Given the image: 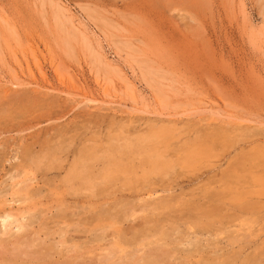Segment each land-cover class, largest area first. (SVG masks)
Here are the masks:
<instances>
[{"label":"rangeland","instance_id":"obj_1","mask_svg":"<svg viewBox=\"0 0 264 264\" xmlns=\"http://www.w3.org/2000/svg\"><path fill=\"white\" fill-rule=\"evenodd\" d=\"M0 264H264V0H0Z\"/></svg>","mask_w":264,"mask_h":264},{"label":"bare ground","instance_id":"obj_2","mask_svg":"<svg viewBox=\"0 0 264 264\" xmlns=\"http://www.w3.org/2000/svg\"><path fill=\"white\" fill-rule=\"evenodd\" d=\"M27 65V64H26ZM65 81H66V79H64ZM63 80V83L64 84H66V82L69 80V79H67V81L65 82ZM60 81V80H59ZM68 84H69V82H68ZM72 85H74L73 83H72ZM70 86V85H69ZM72 87V90L74 89V88H76V87H78V86H75V87H73V86H71ZM107 90V89H106ZM106 92V91H105ZM109 96V95H108ZM156 128H158V127H156ZM149 129H150V127H149ZM173 132V131H172ZM143 135V134H142ZM174 136V135H173ZM139 137V136H138ZM125 138H126V136H125ZM131 138V137H130ZM140 138V137H139ZM124 139V138H123ZM122 139V140H123ZM133 139V138H132ZM172 139H173V137H172ZM111 140V139H110ZM118 140V139H117ZM137 140V139H136ZM112 141H113V138H112ZM118 142V141H117ZM136 142V141H135ZM134 142V143H135ZM140 142L142 143H144V142H147L148 144H149V148L148 149H150V152H149V154L151 153V158L153 159H151L152 161V166H151V164H150V166L153 168V169H150L151 170V172H149V173H144L142 176L144 177V178H146V179H148L151 175H156L155 173H156V170L158 169V168H160V170L162 171V170H168L169 169V165H168V161H165V160H163V158H164V154H166L165 152L170 148V145H169V135H168V133L166 132V131H164V130H152L149 134H147L145 137H143L141 140H140ZM139 142V143H140ZM111 143H113V142H111ZM127 144V143H126ZM129 144V143H128ZM193 146H194V143L192 144ZM191 145V146H192ZM196 145V144H195ZM119 146V145H118ZM129 146H132V144L130 143V145ZM142 146V145H141ZM134 147V146H133ZM180 147V146H179ZM178 147V148H179ZM187 149H189L188 147H186ZM129 149H132V148H128L127 149V146H125V145H122V146H119V147H117L115 150L117 151V152H120V153H124V152H127ZM136 149V148H135ZM134 149V150H135ZM142 149V148H141ZM180 149V148H179ZM133 150V149H132ZM138 150V149H137ZM140 151V150H139ZM186 152V151H185ZM211 153V149L208 147H206V146H199V147H197V148H192V150H188V152H186V155H184V159H183V162H184V164H186V165H189V166H194L195 164H196V162L197 161H199L200 159H203V158H205V157H207L209 154ZM253 154V153H252ZM167 155V154H166ZM181 156V155H180ZM148 158V157H147ZM178 158H180L179 156H178ZM143 159V158H142ZM168 160H169V158H167ZM146 160V159H145ZM148 160V159H147ZM150 160V159H149ZM143 161V160H142ZM156 163L157 164H160V166L157 168V165H156ZM177 163H180V162H177ZM113 166V168H116V167H118L117 166V164L114 162L113 164H112ZM126 165H128V164H126ZM179 165V164H178ZM141 167V166H140ZM150 167V168H151ZM171 167V166H170ZM125 168H129L128 166H125ZM147 168H148V166H147ZM131 169H132V167H131ZM121 170V169H120ZM126 170V169H125ZM140 171H142V170H144V169H139ZM146 170V169H145ZM144 170V171H145ZM128 171V170H127ZM132 171V170H131ZM143 171V172H144ZM146 172H147V170H146ZM142 173V172H141ZM159 173H160V171H159ZM85 175V174H84ZM146 175V176H145ZM165 175V174H164ZM141 176V175H140ZM139 176V177H140ZM110 177V176H109ZM138 179V178H137ZM140 179V178H139ZM100 180V179H99ZM103 181V180H102ZM101 181V182H102ZM139 181V180H138ZM150 181V180H149ZM145 183H146V181H145ZM110 184V183H109ZM138 184V183H137ZM136 184V185H137ZM141 184V183H140ZM91 185V184H90ZM89 185V187H91ZM94 186V185H93ZM93 189V188H92ZM91 190V189H90ZM94 192V191H93Z\"/></svg>","mask_w":264,"mask_h":264}]
</instances>
